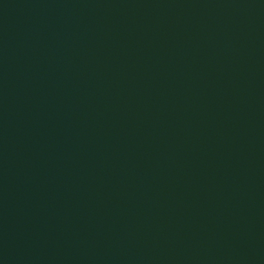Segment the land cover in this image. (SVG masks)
I'll return each instance as SVG.
<instances>
[{"label": "water", "instance_id": "water-1", "mask_svg": "<svg viewBox=\"0 0 264 264\" xmlns=\"http://www.w3.org/2000/svg\"><path fill=\"white\" fill-rule=\"evenodd\" d=\"M0 264H264V0H0Z\"/></svg>", "mask_w": 264, "mask_h": 264}]
</instances>
